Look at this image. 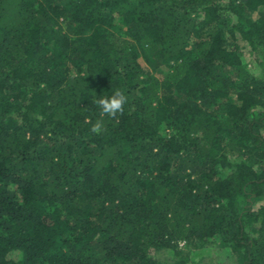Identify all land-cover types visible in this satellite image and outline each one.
<instances>
[{
    "label": "trees",
    "instance_id": "1",
    "mask_svg": "<svg viewBox=\"0 0 264 264\" xmlns=\"http://www.w3.org/2000/svg\"><path fill=\"white\" fill-rule=\"evenodd\" d=\"M180 242L264 264V0H0V264Z\"/></svg>",
    "mask_w": 264,
    "mask_h": 264
},
{
    "label": "rangeland",
    "instance_id": "2",
    "mask_svg": "<svg viewBox=\"0 0 264 264\" xmlns=\"http://www.w3.org/2000/svg\"><path fill=\"white\" fill-rule=\"evenodd\" d=\"M245 58L247 60L250 72L258 74L260 69L256 67L253 63L254 57L250 55L248 52H245ZM179 247L184 250L185 253H188L190 256V260L187 264H228L229 259L225 254V251L219 247L218 245H208L204 250L202 249H187L185 247V242H180ZM170 250H161L157 252H153L155 258L160 259L162 261H166L171 263L178 259V256L171 255ZM184 253V255H185Z\"/></svg>",
    "mask_w": 264,
    "mask_h": 264
},
{
    "label": "clouds",
    "instance_id": "3",
    "mask_svg": "<svg viewBox=\"0 0 264 264\" xmlns=\"http://www.w3.org/2000/svg\"><path fill=\"white\" fill-rule=\"evenodd\" d=\"M100 109L99 118L91 125L90 131L94 134H101L104 130V118L108 117L116 120L119 115H123L124 106L128 102V97L122 89H115L111 96H102L93 101ZM86 123H90L86 119Z\"/></svg>",
    "mask_w": 264,
    "mask_h": 264
}]
</instances>
